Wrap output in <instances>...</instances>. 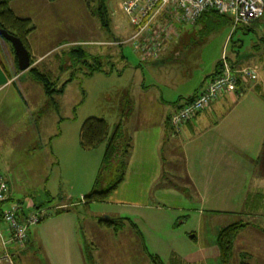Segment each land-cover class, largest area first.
<instances>
[{
    "label": "crops",
    "instance_id": "1",
    "mask_svg": "<svg viewBox=\"0 0 264 264\" xmlns=\"http://www.w3.org/2000/svg\"><path fill=\"white\" fill-rule=\"evenodd\" d=\"M132 31L133 28L131 35L123 40L129 39ZM174 39L167 42L165 51L156 58L143 59L131 44L137 53L134 64L120 47L114 53L124 68L117 70L113 64L106 71L97 72L107 78L125 75L126 83L115 90L121 95L117 102L132 106L125 121L130 126V149L124 179L104 201L89 204L83 201L92 189L90 182L92 176L95 178V169L99 171L105 144L92 150L81 148L79 130L83 121H78L77 116L73 118L77 101L71 104L72 118H65L70 123L64 124L67 134L60 129L57 134L51 131L40 139L34 131L35 125L25 126L22 134L28 139L29 149H35L38 141L46 151L41 180H47L48 169L64 167L69 186L53 210L44 211L48 219L32 226L33 231L29 229L26 246L16 247L15 264H151L147 253L157 254L160 241L145 238L139 223L160 229L167 224L171 227V219L179 212H194L201 218L205 213H221L240 219L262 212L255 207L264 206V82L260 76L259 81L241 82L235 93L222 95L175 134L169 126L170 115L206 87L215 77L216 68L190 94L183 93V82L179 79L165 82L162 75H169L167 71L173 74L166 67L178 55L172 51ZM95 53L103 55L99 50ZM13 63L7 68L0 60V95L4 93L0 96V112L11 114L9 109L14 104L28 119L29 105L16 85L22 72L15 55ZM146 70L150 73L148 79L144 77ZM167 88L171 95L162 91ZM6 98L9 103L5 102ZM118 124L122 126L123 122ZM6 135H9L7 126L0 117V143L8 138ZM165 157H169V172L168 169L165 172ZM166 173L172 179L184 181L185 186L164 182ZM6 182L10 199L15 201L19 191ZM74 197L79 199L70 203ZM15 202L23 208L29 207L20 200ZM93 203L116 209L103 210L106 219H129L136 226L135 229L126 221L131 236H117L119 233L101 224L100 215L95 219L93 212L84 213L81 219L78 210H89ZM34 208L43 210L39 206ZM244 223L248 225L237 233L233 249L253 261L255 256L264 258V225ZM204 257L202 254L195 261L202 262ZM172 259L176 264H187L176 253Z\"/></svg>",
    "mask_w": 264,
    "mask_h": 264
},
{
    "label": "rangeland",
    "instance_id": "2",
    "mask_svg": "<svg viewBox=\"0 0 264 264\" xmlns=\"http://www.w3.org/2000/svg\"><path fill=\"white\" fill-rule=\"evenodd\" d=\"M9 3L16 15L30 19L34 26L33 31L27 36L32 59L30 68H38L41 72L50 71L52 75L49 82L55 90L70 79L64 86L63 94L53 93L52 97H48L44 94L41 84L31 76L29 68L22 72V78L16 82L29 105L28 119L25 118L24 111L14 104H10L11 114L5 115L0 112L9 134L6 135L8 138L0 143V176L19 191L14 196L15 201L20 200L27 204L29 207L23 209L24 213L29 215L38 212L35 206L43 209L40 211H52L60 202V197H65L69 181L64 167L48 169L47 184V180H41L42 170L46 167L44 166L46 156L43 154L46 151L43 144L41 148L38 141L35 149H29L26 145L28 139L24 137V133L22 134L25 126L29 125L32 128L35 125L34 131L36 129V136H41L40 139L47 137V133L51 131L57 134L60 129L67 134L64 124L70 123L65 122V118H72L71 104L77 101L73 118L77 116L78 121H84L89 116L102 118L106 120L110 133L120 121L123 122L119 144L120 150L124 151L130 139V126L125 121L132 111V106L122 101L118 103L117 99L121 95L115 90L124 86L126 77L123 75L118 78L113 75L107 78L97 71L93 75L88 72L92 67L99 65L105 70L113 64L117 70L123 69L122 61L115 57L114 53L120 50V47L133 64L137 61V53L131 45L134 41L128 40L125 45L114 43L126 39L132 30L122 11L121 0H16ZM229 19V16L225 15L219 20L216 19L217 21L205 18L202 22L181 25L172 43V51L178 55L166 67L173 74L167 71L166 74L169 75H162L163 80H166L165 82H169L168 79L171 82L181 80L183 93L190 94L207 74L213 72L223 55H226V59L237 68L246 66L257 68L258 76L264 82V15L249 25L236 27L232 26ZM77 48L92 55L99 50L103 55L100 61L86 59V63L68 67L70 51ZM14 55L12 44L0 35V60L5 67L14 64ZM157 75L158 78L161 77L159 73ZM149 76L150 73L146 70L144 77L148 79ZM168 88L162 91L171 95ZM7 101L6 98L5 102ZM164 168L165 172L167 169L169 172V157H165ZM104 169L102 168L96 184L98 191L106 188L109 183L110 178L103 172ZM97 171L95 169V178ZM95 178L92 176L91 186ZM163 181L177 186L186 184L177 178L172 179L170 173H166ZM77 199L79 198L74 197L70 203ZM263 207H255L256 210L262 211L258 212V216L253 213L252 216L241 219L229 218L221 213H205L204 218H201L194 212H179L171 219L173 223L171 227L167 224L155 229L140 223L139 226L143 229L145 238H156L157 243L160 241L157 254L165 264H176L172 259L175 253L178 257L186 259L187 264H221L217 250L219 229L238 221L243 223L251 221L263 226L264 210H261ZM105 209L107 212L116 210L101 203H93L89 210L80 208L79 217L82 219L84 213L93 212L95 219L100 215L99 219L105 220L106 215H102ZM47 219L46 216L42 221ZM124 226L122 230H116L119 233L117 236H131L129 225ZM84 227L89 233L88 228L85 225ZM33 228L31 227V231ZM109 230L112 232V229ZM194 230L196 235L193 233ZM89 236L92 237L91 234ZM202 254L205 255V260L195 261ZM250 260L247 256L240 255L237 249H233L229 264H264V258L261 256H255L254 261Z\"/></svg>",
    "mask_w": 264,
    "mask_h": 264
},
{
    "label": "built area",
    "instance_id": "3",
    "mask_svg": "<svg viewBox=\"0 0 264 264\" xmlns=\"http://www.w3.org/2000/svg\"><path fill=\"white\" fill-rule=\"evenodd\" d=\"M121 8L133 34L114 43L134 41L135 50L145 59L156 58L165 51L167 42L177 35L181 25L195 24L210 11L229 16L233 27L249 25L263 17L264 0H121ZM226 58L223 55L218 74L206 87L170 115L169 126L175 134L222 95L235 93L240 82L258 79L255 67L236 68ZM9 191L8 183L0 176V264L15 263L16 247L25 245L29 229L47 215L44 211L26 215L23 206L10 199Z\"/></svg>",
    "mask_w": 264,
    "mask_h": 264
},
{
    "label": "trees",
    "instance_id": "4",
    "mask_svg": "<svg viewBox=\"0 0 264 264\" xmlns=\"http://www.w3.org/2000/svg\"><path fill=\"white\" fill-rule=\"evenodd\" d=\"M220 17H225L217 14L215 11H210L203 14L198 22H202L206 19L211 21H217ZM217 19V20H216ZM231 21V19H229ZM197 22V23H198ZM0 29L7 31L9 34L18 37L24 47L29 51L30 50L27 44V36L33 31L34 26L30 19L21 18L15 14V12L9 6V0H0ZM70 59H68V67H73L78 63H86V59H91L93 61H100L102 56L92 55L88 52H84L82 49H72ZM31 58V55H30ZM32 60V59H31ZM31 62V61H30ZM32 63V62H31ZM99 63V62H98ZM100 64V63H99ZM32 65V64H31ZM61 67V66H60ZM220 68V61L218 62L215 69V76L218 74ZM31 76L33 79L41 84L43 92L46 96L52 97L53 93H62L64 86L67 82L70 81L68 79L65 81L61 88L58 90L52 89L51 83L49 82V78L52 73L50 71L41 72L38 68H30L29 69ZM104 72L106 71L104 68H101L100 65L97 67H92L88 74H93L94 72ZM241 83V82H240ZM239 83V84H240ZM193 98V97H192ZM192 98L187 99L190 101ZM114 130V131H113ZM113 132L110 133L109 126L106 120L97 117H87L84 119L80 126L79 130V144L84 150H92L97 148L100 145L105 144V150L102 157L101 165L95 181L93 182L92 189L89 193L84 195L83 201L85 204H89L91 202H102L104 201L110 194L113 192L123 181L127 161L129 158V147L124 149V151L120 150V137L121 134V125L117 124L115 128H113ZM105 167V169H104ZM106 172L109 176V183L106 188L101 191L96 190V184L98 182L99 176L102 172ZM118 220V221H116ZM107 218L105 220H100L101 224L112 227L115 231L121 229L126 221L136 229V226L129 220L125 218L119 219ZM248 225L247 223H243L242 221L231 223L220 229L217 235V250L218 257L221 264H229L230 259L232 257L233 245L235 237L239 230ZM148 254V258L151 264H165L162 259L154 254ZM243 257L246 256L244 253H240ZM176 262V260H174ZM245 264V263H242Z\"/></svg>",
    "mask_w": 264,
    "mask_h": 264
},
{
    "label": "water",
    "instance_id": "5",
    "mask_svg": "<svg viewBox=\"0 0 264 264\" xmlns=\"http://www.w3.org/2000/svg\"><path fill=\"white\" fill-rule=\"evenodd\" d=\"M0 35L12 44L17 59L18 69L21 72L28 70L31 67V58L29 51L24 47L22 41L18 37L2 29H0Z\"/></svg>",
    "mask_w": 264,
    "mask_h": 264
}]
</instances>
